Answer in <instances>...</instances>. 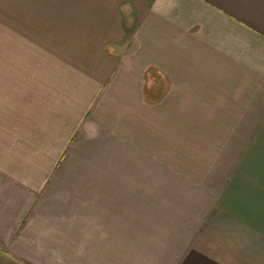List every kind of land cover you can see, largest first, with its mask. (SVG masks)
Instances as JSON below:
<instances>
[{"label":"crops","instance_id":"crops-1","mask_svg":"<svg viewBox=\"0 0 264 264\" xmlns=\"http://www.w3.org/2000/svg\"><path fill=\"white\" fill-rule=\"evenodd\" d=\"M0 264H264V0H0Z\"/></svg>","mask_w":264,"mask_h":264},{"label":"rangeland","instance_id":"rangeland-1","mask_svg":"<svg viewBox=\"0 0 264 264\" xmlns=\"http://www.w3.org/2000/svg\"><path fill=\"white\" fill-rule=\"evenodd\" d=\"M162 118H169L168 111H162ZM198 132L194 133V137L201 139V128H197ZM146 182V212L145 223L140 224L135 221L137 217L132 215L129 223V234H177L178 228L184 224L185 215L183 211L186 206L185 192L176 190L184 187V177L181 175H161L159 191H154L156 184L155 176L147 174L143 176ZM130 182H142V178L137 175L130 177ZM157 188V187H156ZM175 188V189H173ZM137 191H131V207L137 206Z\"/></svg>","mask_w":264,"mask_h":264}]
</instances>
